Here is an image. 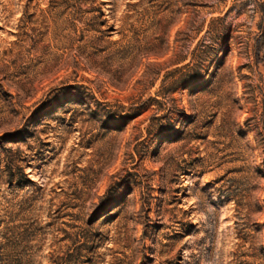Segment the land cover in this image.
<instances>
[{"label":"rangeland","instance_id":"1","mask_svg":"<svg viewBox=\"0 0 264 264\" xmlns=\"http://www.w3.org/2000/svg\"><path fill=\"white\" fill-rule=\"evenodd\" d=\"M0 264H264V0H0Z\"/></svg>","mask_w":264,"mask_h":264},{"label":"trees","instance_id":"2","mask_svg":"<svg viewBox=\"0 0 264 264\" xmlns=\"http://www.w3.org/2000/svg\"><path fill=\"white\" fill-rule=\"evenodd\" d=\"M195 30H198V32H200L201 31V27H196V29Z\"/></svg>","mask_w":264,"mask_h":264}]
</instances>
